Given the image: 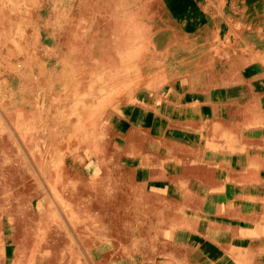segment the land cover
Returning a JSON list of instances; mask_svg holds the SVG:
<instances>
[{"label": "rangeland", "instance_id": "obj_1", "mask_svg": "<svg viewBox=\"0 0 264 264\" xmlns=\"http://www.w3.org/2000/svg\"><path fill=\"white\" fill-rule=\"evenodd\" d=\"M110 120L130 207L99 219L64 180ZM1 191L53 251L4 237L0 264H264V0H0Z\"/></svg>", "mask_w": 264, "mask_h": 264}, {"label": "bare ground", "instance_id": "obj_2", "mask_svg": "<svg viewBox=\"0 0 264 264\" xmlns=\"http://www.w3.org/2000/svg\"><path fill=\"white\" fill-rule=\"evenodd\" d=\"M131 90V89H130ZM129 90V91H130ZM124 113L128 116V119L131 121L129 122L130 125H127L126 127V137L129 139L133 137V140L137 142L138 144H141L145 140L143 139V136L139 135L135 132V128L137 126H148L151 127V130L156 132L158 130V126L156 122L152 120L147 110L143 109L142 107H139L136 111L129 108H124ZM152 120V121H151ZM96 121V120H95ZM94 121L91 122L87 129H85L83 132L79 133V138L86 139L88 137H91L93 134V127H94ZM137 126H134L136 125ZM123 126V124L118 125L113 120H110L108 123L105 124H98L96 125V130L101 131V136H94V140L91 144L87 145V152L89 155L97 154L99 157H101V162L98 165V172L90 173L89 169L87 167L85 174L78 173L75 174L77 171H74L73 168L78 165H82V160L79 157H71V165L68 167L67 172L69 173L67 179L64 180V188L67 192V196L74 200L77 197V194H82V198H84L85 202H89L91 204L92 210L95 212L96 216L99 219L104 218L105 212L110 211L111 213H117L120 209H129L130 205L128 203V195H127V189L125 185V180L127 176L120 165L118 161V157L120 154L129 153V149L125 146V144L128 146L130 145L131 141H124L125 144L118 142V141H112L113 138H110L111 133L113 132L112 128H118ZM109 137V138H108ZM149 137V136H148ZM147 137V138H148ZM107 138V139H106ZM120 139V138H119ZM79 141V140H78ZM76 141L75 143H79ZM96 155V156H97ZM127 157V155H126ZM98 158V157H96ZM130 158V157H129ZM134 158V157H133ZM100 162V160H99ZM125 164V163H124ZM108 171L109 176V182L110 187L109 190L106 189L105 186H101L100 193H94V191L90 188H86L84 186V181H86L89 177H96L100 172ZM88 175V176H86ZM95 184V183H94ZM63 188V189H64ZM92 188V187H91ZM21 190V189H20ZM139 193V198L137 197V200L143 204L146 205L150 198V188H144L137 189L134 188V191ZM16 191V190H15ZM133 191V192H134ZM167 191V190H166ZM19 196L23 201L26 199V195L19 192ZM131 196L133 199V193L131 191ZM135 197V196H134ZM83 200V199H82ZM80 201V199H79ZM82 202V201H81ZM93 202V203H92ZM78 203V202H77ZM81 204V203H80ZM94 204V205H93ZM27 211L31 212L30 209ZM26 212V208L23 206L21 209H14L8 201V194L4 191H1L0 194V228L3 226L4 229L0 231V242L4 240V237L8 238H16L17 244L13 247L15 252L22 255L20 251L18 250V247L22 245L24 239L23 236L28 237L33 241L34 247L38 248L36 252V257L43 259L45 261H48L52 255L53 248H48L43 246L44 244L42 242L37 241L32 237L33 230L35 228L40 229L39 221L40 218H38L37 222L31 223L32 229L31 230H24V232L17 228V223L21 221V218L24 217L21 216ZM14 214V215H12ZM118 214V213H117ZM33 222V221H32ZM41 223V222H40ZM34 224V229H33ZM45 225V224H44ZM43 227V226H42ZM46 228V227H45ZM47 229V228H46ZM5 234V236H3ZM12 249V248H11ZM10 251V250H9ZM22 252V251H21ZM23 253V252H22ZM24 256H22L23 260Z\"/></svg>", "mask_w": 264, "mask_h": 264}]
</instances>
